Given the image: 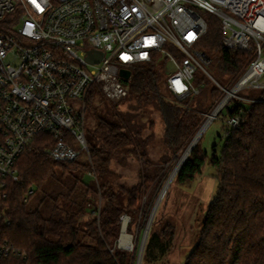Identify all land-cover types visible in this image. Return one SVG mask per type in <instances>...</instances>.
I'll use <instances>...</instances> for the list:
<instances>
[{"label":"trees","instance_id":"trees-1","mask_svg":"<svg viewBox=\"0 0 264 264\" xmlns=\"http://www.w3.org/2000/svg\"><path fill=\"white\" fill-rule=\"evenodd\" d=\"M208 29L197 45L209 59L217 60L220 70L235 81L251 54L231 51L222 40L219 18L207 15ZM164 67L142 65L134 70L129 99L131 109L153 107L164 125L163 140L168 154L154 163L143 137L145 124L131 111L123 113L117 103L115 119L101 117L87 140L91 159L72 163L54 161L45 154L53 137L41 134L16 164L19 181H8L7 214L10 225L0 223V249L8 245L25 259L0 258V264H132L131 256L118 249L122 215L132 217V225L141 214V231L146 228L158 196L176 168V163L202 127L206 115L225 94L215 86L209 94L179 98L168 89ZM260 96L245 102L233 99L226 106L227 118L239 117L236 128L223 125L225 143L220 157L210 163L218 169L219 187L210 203L198 241L184 264H264V89ZM202 95L201 101L197 97ZM204 95V96H203ZM102 94H89L87 108ZM249 100L251 98L246 97ZM153 122L150 127H154ZM87 138V137H86ZM138 158L140 180L133 187L117 186L113 162L125 167L127 158ZM120 156V158H119ZM208 159L201 143L194 147L174 182L191 186L200 178ZM90 175L92 180L85 182ZM33 190L31 194L30 191ZM38 191L44 196L36 209L30 201ZM40 197V196H39ZM155 217L146 244L145 259L154 245L161 256L172 249L174 227L168 224L154 231ZM91 239L86 243L83 239ZM137 249V248H136ZM132 261V263H131Z\"/></svg>","mask_w":264,"mask_h":264},{"label":"built area","instance_id":"built-area-1","mask_svg":"<svg viewBox=\"0 0 264 264\" xmlns=\"http://www.w3.org/2000/svg\"><path fill=\"white\" fill-rule=\"evenodd\" d=\"M199 10L219 18L227 49L252 55L231 89L216 82L226 94L219 105L229 94L264 89V0H0V223L11 224L8 181H19L16 164L37 136L53 137L45 154L56 162L72 163L83 152L91 159L89 94L118 103L128 98L137 67L164 60L172 94L200 93L195 75L211 60L197 49L208 29ZM226 124L236 128L240 119ZM13 256L25 259L1 247L0 258Z\"/></svg>","mask_w":264,"mask_h":264},{"label":"rangeland","instance_id":"rangeland-1","mask_svg":"<svg viewBox=\"0 0 264 264\" xmlns=\"http://www.w3.org/2000/svg\"><path fill=\"white\" fill-rule=\"evenodd\" d=\"M199 13L205 19L207 15H209L208 13L202 10H199ZM164 62L166 61L165 60L163 62L160 61V63H162L161 66L163 67H164L163 64ZM206 70L207 72L200 70L195 75L194 85L196 88L199 89L200 94H209L210 91L215 86H217L216 82L221 84L226 89H231L239 79L237 78L235 81H232V78L229 75L223 74L220 70L217 60L215 59L212 60L211 65L206 66ZM163 73H164L163 77L166 80V84H167V78H168L167 73L165 70H163ZM262 82H264V77L262 78ZM258 90L260 89L248 88L246 90L240 91V93L234 96L232 95L233 97L230 98V101L236 98L238 99L239 97L244 99H248L246 97H249L251 98V100L255 99L261 95L260 91ZM202 98L205 97H202V95L198 96L197 101L198 100L201 101ZM101 100H102L101 97H97L87 109V113H86L87 140L90 143L92 142L91 135L97 129L101 117L113 120L116 118L115 113L118 112L117 109H119L120 112L123 113L131 111V113L139 115V118L137 120L141 124H145V128L143 130V137L150 138L148 150L150 152L151 159L154 161V163L161 162V160L168 154V151H167V146L163 140L164 125L162 123L159 113L153 107H146L143 109L140 108L137 111H135L131 109V106L136 105V103L135 101L129 98L123 99L122 101L118 102L117 109L109 102V100H107L105 103H103ZM228 103H226V105L222 108V110L216 114L217 116L215 117V119L211 121V123L207 122V125L204 126V128L201 130L203 131V133L200 139L198 140L197 145L199 142L201 143L202 149L208 152V159L204 166L203 173L200 176V178L197 179L194 182V184L191 186H180L177 183H175L173 180L169 185L158 207L157 213L155 215V217L157 218L156 219L157 223L154 225L153 230L160 232L164 226L171 224L174 227L172 249L166 255L161 256L160 247L158 245H154L149 253V258L145 259V250H146V245H145L141 264H184L186 257L189 255L193 247L196 245L199 238V234L201 232V228L203 226L206 211L210 203L213 201L217 189L219 187L218 169L210 163V159L212 158L213 155H215L216 157H220L223 150L225 138H224V131L222 128L223 125L226 124L228 120L226 115L227 112L225 109ZM218 106L219 104L216 106V108ZM207 119L208 116L206 115V120ZM206 120L204 124L206 123ZM151 122L155 124L153 128L150 127ZM200 129L197 132V134H199ZM77 148L78 150H81L80 147L77 146ZM184 153H182L180 159ZM86 157H87L86 152H83L81 154V157L79 158V161L82 162L86 161ZM117 161L118 159L115 160L112 165V169L117 172L118 176H120V178L114 177L113 179L114 180L113 185L115 186V190L117 191V186L120 185L133 187L140 180L139 178L140 175L138 174L139 172L138 158L133 155H129L126 160L127 164L125 167L119 166ZM178 162L176 164H178ZM84 180L85 182L88 183L92 180V177L90 175H87L84 178ZM165 186L166 184L163 186V189ZM163 189L161 190L160 194L162 193ZM43 196H44L43 191H38L37 194L31 198L29 205L30 208L36 209L41 203ZM125 218L128 219V225L126 231L134 243V248L131 250L128 248L125 249L124 247L121 246V238L123 235L122 231L118 239L117 247L118 249L128 253L131 256V259L134 262L132 263L131 261L132 264H137L138 253L140 246L142 244V240L145 236L146 228H144V230L141 231L142 225H141V214H140L138 221L132 225L131 231H129V226L131 225L132 217L127 213H124L121 218L123 231H124ZM83 241L86 243H93L91 239H87V238L83 239ZM8 258H12V257H8Z\"/></svg>","mask_w":264,"mask_h":264},{"label":"water","instance_id":"water-1","mask_svg":"<svg viewBox=\"0 0 264 264\" xmlns=\"http://www.w3.org/2000/svg\"><path fill=\"white\" fill-rule=\"evenodd\" d=\"M100 59H102V54H100L98 57H97V61H99ZM89 61H94V56H89L88 58ZM122 75L123 77L125 78H129L130 77V73L127 72V71H123L122 72ZM220 107L222 106L219 105ZM224 106L221 107V109L218 111V113L222 110ZM207 125V122L203 125V127L200 129V132L201 130L204 128V126ZM199 132V133H200ZM198 136V134L196 135V137ZM196 137L193 139V141L191 142V144L188 146V148L186 149L185 153L183 154V156L181 157V159L179 160L176 168L174 169L173 173L171 174L169 180L167 181L166 183V186L164 187L162 193L160 194L155 206H154V209L152 211V214L149 218V221H148V225L146 227V231H145V236L142 240V244L140 246V249H139V253H138V258H137V264H141L142 262V259H143V254H144V249H145V245H146V242H147V239H148V235H149V232H150V228H151V225L154 221V218H155V215L157 213V210H158V207L160 205V202L164 196V194L166 193L169 185L171 184V182L174 180L176 174L178 173V171L180 170V168L182 167L183 163L185 162V160L187 159V157L190 155V153L192 152V150L194 149V147L197 145V142L194 144L195 140H196ZM122 232H123V228H122Z\"/></svg>","mask_w":264,"mask_h":264},{"label":"bare ground","instance_id":"bare-ground-1","mask_svg":"<svg viewBox=\"0 0 264 264\" xmlns=\"http://www.w3.org/2000/svg\"><path fill=\"white\" fill-rule=\"evenodd\" d=\"M232 95L233 94H229V96L226 98V100L224 102L228 101L229 98L232 97ZM221 107L219 109H217L214 114L211 115L208 123L211 122L214 119V117L216 116V114L218 113V111L221 109ZM202 133H203V131H201L198 134V136L196 137V140H195L194 144L200 139V137L202 136ZM127 225H128V219L125 218L124 219V231H123V235H122V238H121V246L124 247L125 249L128 248V249H131L132 250L134 248V243H133L131 237L127 234V231H126Z\"/></svg>","mask_w":264,"mask_h":264},{"label":"snow or ice","instance_id":"snow-or-ice-1","mask_svg":"<svg viewBox=\"0 0 264 264\" xmlns=\"http://www.w3.org/2000/svg\"><path fill=\"white\" fill-rule=\"evenodd\" d=\"M32 2L35 4L36 3V0H32ZM37 6V8L40 10V11H43V9L40 7V5H36Z\"/></svg>","mask_w":264,"mask_h":264}]
</instances>
